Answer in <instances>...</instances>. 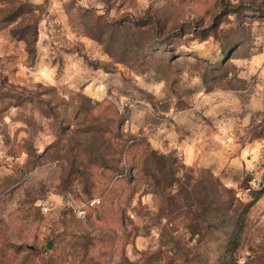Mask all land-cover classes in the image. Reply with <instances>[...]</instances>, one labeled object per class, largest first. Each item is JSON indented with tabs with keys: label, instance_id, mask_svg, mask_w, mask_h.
Here are the masks:
<instances>
[{
	"label": "rangeland",
	"instance_id": "obj_1",
	"mask_svg": "<svg viewBox=\"0 0 264 264\" xmlns=\"http://www.w3.org/2000/svg\"><path fill=\"white\" fill-rule=\"evenodd\" d=\"M234 232L264 264V0H0V264H220Z\"/></svg>",
	"mask_w": 264,
	"mask_h": 264
},
{
	"label": "trees",
	"instance_id": "obj_2",
	"mask_svg": "<svg viewBox=\"0 0 264 264\" xmlns=\"http://www.w3.org/2000/svg\"><path fill=\"white\" fill-rule=\"evenodd\" d=\"M260 195H261V190L258 191V195L256 199L260 198ZM239 240H240V232H234V234L231 235L229 241L226 244V249H225L226 255L224 256V260L220 264H230V262L227 259L228 254L230 255L235 252L236 248L239 245Z\"/></svg>",
	"mask_w": 264,
	"mask_h": 264
},
{
	"label": "built area",
	"instance_id": "obj_3",
	"mask_svg": "<svg viewBox=\"0 0 264 264\" xmlns=\"http://www.w3.org/2000/svg\"><path fill=\"white\" fill-rule=\"evenodd\" d=\"M97 203H100V200L93 199L91 202L92 205H96Z\"/></svg>",
	"mask_w": 264,
	"mask_h": 264
},
{
	"label": "water",
	"instance_id": "obj_4",
	"mask_svg": "<svg viewBox=\"0 0 264 264\" xmlns=\"http://www.w3.org/2000/svg\"><path fill=\"white\" fill-rule=\"evenodd\" d=\"M51 247H52V244H51V243H49V244H48V248H51Z\"/></svg>",
	"mask_w": 264,
	"mask_h": 264
}]
</instances>
